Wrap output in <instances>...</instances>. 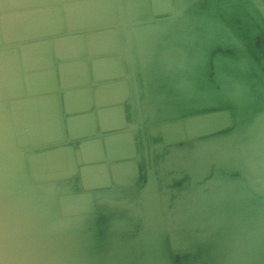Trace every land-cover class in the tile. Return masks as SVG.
I'll return each instance as SVG.
<instances>
[{"label":"water","instance_id":"water-1","mask_svg":"<svg viewBox=\"0 0 264 264\" xmlns=\"http://www.w3.org/2000/svg\"><path fill=\"white\" fill-rule=\"evenodd\" d=\"M0 264H264V0H0Z\"/></svg>","mask_w":264,"mask_h":264}]
</instances>
